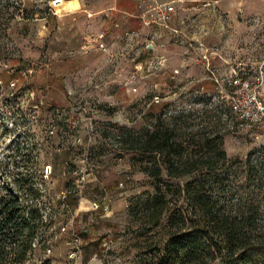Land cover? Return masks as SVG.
Here are the masks:
<instances>
[{
	"label": "rangeland",
	"instance_id": "rangeland-1",
	"mask_svg": "<svg viewBox=\"0 0 264 264\" xmlns=\"http://www.w3.org/2000/svg\"><path fill=\"white\" fill-rule=\"evenodd\" d=\"M226 1L233 19L254 7L264 21V0ZM58 2L0 0V160L24 146L12 163L31 166L52 219L27 264H156L171 212L152 221L153 164L131 147L158 125L183 144L180 167L202 154L200 137H218L233 166L208 192L257 209L264 226L262 167L248 166L264 157V25L260 46L243 49L213 45L182 0ZM177 203L168 210L187 208Z\"/></svg>",
	"mask_w": 264,
	"mask_h": 264
},
{
	"label": "trees",
	"instance_id": "trees-1",
	"mask_svg": "<svg viewBox=\"0 0 264 264\" xmlns=\"http://www.w3.org/2000/svg\"><path fill=\"white\" fill-rule=\"evenodd\" d=\"M200 138L202 154L181 167L176 158L184 157L183 144L173 141L161 125L146 129L140 135L141 145L131 147L141 163L153 164L148 168L157 180L150 204L152 221L158 225L167 211L171 212L167 218L171 233L156 264H264V226L259 211L240 202L222 201L208 192L213 177L227 172L233 162L218 137ZM23 149L18 144L7 161L0 160V264L30 262L38 246L48 242L47 231L52 225L45 212L44 185L38 183L30 165L22 162L25 171H21L18 162L12 163ZM213 156L220 158V163ZM248 164L251 171L261 166L255 172L261 174L260 179L264 177V157ZM11 165L18 171H11ZM184 176L191 180L182 186L175 187L170 181ZM181 198L186 209L168 210Z\"/></svg>",
	"mask_w": 264,
	"mask_h": 264
},
{
	"label": "crops",
	"instance_id": "crops-1",
	"mask_svg": "<svg viewBox=\"0 0 264 264\" xmlns=\"http://www.w3.org/2000/svg\"><path fill=\"white\" fill-rule=\"evenodd\" d=\"M132 1L135 2V0ZM227 4L226 0H182L178 8L182 9L181 16L193 21L192 26H197L199 31L205 32L213 45L219 39L220 44L218 45L224 46L232 43L235 38L242 42L243 49H247V45L251 49L259 47L260 42L257 39L262 35L260 29L264 25V21L254 23L249 16L256 14L257 10L254 7H248L241 19L235 20L226 10L229 8ZM219 8L224 10L223 15L219 13Z\"/></svg>",
	"mask_w": 264,
	"mask_h": 264
},
{
	"label": "built area",
	"instance_id": "built-area-1",
	"mask_svg": "<svg viewBox=\"0 0 264 264\" xmlns=\"http://www.w3.org/2000/svg\"><path fill=\"white\" fill-rule=\"evenodd\" d=\"M56 3V2H55ZM169 11H173V8H170ZM235 84L239 82V79H235L234 80ZM242 86L244 87H248L249 86V82L248 80L246 81H243L242 83ZM258 110L261 112V114L264 116V106L260 103L259 106H258ZM245 123H242L241 126H244ZM260 126H261V129L264 130V117L260 120Z\"/></svg>",
	"mask_w": 264,
	"mask_h": 264
},
{
	"label": "clouds",
	"instance_id": "clouds-1",
	"mask_svg": "<svg viewBox=\"0 0 264 264\" xmlns=\"http://www.w3.org/2000/svg\"><path fill=\"white\" fill-rule=\"evenodd\" d=\"M53 7H55V4L53 5ZM78 7H79V0H72V3L65 5V8L70 10H76L78 9Z\"/></svg>",
	"mask_w": 264,
	"mask_h": 264
},
{
	"label": "water",
	"instance_id": "water-1",
	"mask_svg": "<svg viewBox=\"0 0 264 264\" xmlns=\"http://www.w3.org/2000/svg\"><path fill=\"white\" fill-rule=\"evenodd\" d=\"M58 1H59L58 3H60V2H61V0H58ZM151 47H152V46L150 45V46H149V49H151Z\"/></svg>",
	"mask_w": 264,
	"mask_h": 264
}]
</instances>
